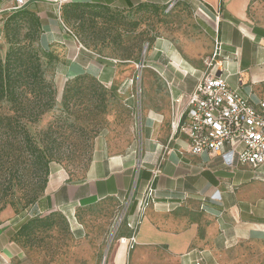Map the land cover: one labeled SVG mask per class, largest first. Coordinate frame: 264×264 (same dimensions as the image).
Returning a JSON list of instances; mask_svg holds the SVG:
<instances>
[{"label":"crops","instance_id":"1","mask_svg":"<svg viewBox=\"0 0 264 264\" xmlns=\"http://www.w3.org/2000/svg\"><path fill=\"white\" fill-rule=\"evenodd\" d=\"M64 1L127 10L141 4L167 5L174 0H40L29 5L43 23L42 45L48 48L62 42L69 48L71 55L65 74L72 78L91 73L105 79V62L94 60L84 52L75 33L56 17V5ZM195 1L215 47L216 41L222 44L217 60L222 62L223 73L231 86L252 101L264 99V0ZM13 4L12 0H0V42ZM185 71L182 82L176 85L172 71L161 73L172 103L193 91L207 69L200 73L201 70L188 65ZM167 119L162 111L148 110L141 147L122 153L97 154L79 179L72 178L62 168L55 169L35 204L12 218L3 219L0 264H33L15 240L16 232L30 217L60 212L72 218L79 210L99 201L109 198L124 201L132 195L127 221L136 222L142 194L157 169L160 170L155 180L157 199L144 212L135 244L131 248L129 243L119 240L109 250L106 264H197V260L200 264H218L216 255L222 248L261 237L264 204L258 200L248 203L241 194V180L253 169L232 168L219 156L192 154L185 137H172L171 126L169 131L165 129ZM139 162L142 166L138 170Z\"/></svg>","mask_w":264,"mask_h":264},{"label":"rangeland","instance_id":"2","mask_svg":"<svg viewBox=\"0 0 264 264\" xmlns=\"http://www.w3.org/2000/svg\"><path fill=\"white\" fill-rule=\"evenodd\" d=\"M68 3L71 2L56 5V17L59 16L63 23L62 8ZM64 25L73 29L84 52L106 65L105 79L83 73L95 76L107 89L105 114L97 116L93 123H83L89 133L73 140L80 144L78 149L74 144L69 146V140L62 149V163L52 165V168H62L72 178L79 179L97 154L140 148L148 110L166 113L169 119L165 129L169 131L174 105L169 100V87L161 73L172 71L176 85L182 82L185 66L192 65L201 70L200 73L204 72L214 52L215 40L206 28L195 0L112 10L108 17L98 19L93 27L89 28L86 23L85 35L79 30V22L72 20ZM40 44L45 47L41 41ZM7 48L3 39L0 42L2 55L5 56ZM48 48L58 57L53 79L57 99L61 102L66 84L78 75L70 78L65 74L71 55L65 43L56 42ZM109 77L112 80H107ZM52 116L48 114L44 123L52 120ZM96 124V132L90 131ZM241 188L248 203L254 204L258 200L264 204V176L248 172L241 180ZM125 203L127 200L109 198L79 210L72 218L56 215L51 229H42L33 240H23L20 245L33 264H106L112 246L121 238L133 235L127 220L120 225L117 223ZM22 212L8 206L0 212V225L3 219ZM216 260L218 264H264V233L257 239L242 240L222 248ZM196 263L200 264V260Z\"/></svg>","mask_w":264,"mask_h":264},{"label":"trees","instance_id":"3","mask_svg":"<svg viewBox=\"0 0 264 264\" xmlns=\"http://www.w3.org/2000/svg\"><path fill=\"white\" fill-rule=\"evenodd\" d=\"M144 6L148 5H139ZM112 10L74 1L63 6L62 17L66 25L79 22L85 35L86 23L91 28ZM3 34L8 48L5 56L0 51V212L8 206L22 212L45 192L57 169L52 165L63 161L66 143L70 140L69 146L78 149L80 144L73 140L89 133L83 123H93L105 114L108 91L95 76L81 74L66 84L63 99L58 101L53 79L58 57L54 50L41 46L43 23L29 5L7 15ZM48 114L52 120L44 123ZM97 125L90 131L96 132ZM56 215L63 214L27 218L15 240L19 244L33 240L39 231L55 225Z\"/></svg>","mask_w":264,"mask_h":264},{"label":"built area","instance_id":"4","mask_svg":"<svg viewBox=\"0 0 264 264\" xmlns=\"http://www.w3.org/2000/svg\"><path fill=\"white\" fill-rule=\"evenodd\" d=\"M12 1V10H18L40 0ZM221 49V42L216 41L204 77L193 91L173 101L172 137H185L188 150L194 155L219 156L232 168L248 166L264 176V99L252 101L231 86L223 73L222 62L217 60ZM141 166L139 162L137 169ZM159 173L157 169L142 194L138 220L127 223L133 235L120 239L131 248L144 212L157 199L155 180ZM131 201L132 195L117 217L119 225L127 220Z\"/></svg>","mask_w":264,"mask_h":264}]
</instances>
